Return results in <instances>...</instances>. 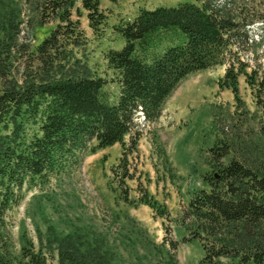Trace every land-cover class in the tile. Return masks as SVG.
I'll return each instance as SVG.
<instances>
[{
  "label": "trees",
  "instance_id": "trees-1",
  "mask_svg": "<svg viewBox=\"0 0 264 264\" xmlns=\"http://www.w3.org/2000/svg\"><path fill=\"white\" fill-rule=\"evenodd\" d=\"M23 4L31 11L25 23L0 0V264H127L101 238L84 233H49L44 245L40 241L36 248L26 240L15 253L8 232V213L24 186L65 175L79 167L85 153L115 145L120 157L107 183L114 201L145 205L166 233L172 222L185 232L177 240L164 236L155 247V264H178L174 253L192 242L201 249L196 264H264V147L239 149L216 140L205 152L209 170L201 175L202 187L188 194L174 220L148 194L131 163L137 116L146 124L158 121L167 99L191 74L225 67L217 85L236 101L243 77L264 116V70L240 58L253 43L250 28L264 25V0H193L139 9L113 28L120 46L103 53L114 95L84 60L87 39L80 18L84 14L92 35H100L107 19L100 0ZM50 24L32 46L34 30ZM133 181L135 200L127 185Z\"/></svg>",
  "mask_w": 264,
  "mask_h": 264
},
{
  "label": "rangeland",
  "instance_id": "rangeland-1",
  "mask_svg": "<svg viewBox=\"0 0 264 264\" xmlns=\"http://www.w3.org/2000/svg\"><path fill=\"white\" fill-rule=\"evenodd\" d=\"M2 1L18 12L21 23L31 17L23 0ZM184 2L193 0H100L107 19L98 36L92 35L82 15L80 26L87 39L84 60L95 76L105 79V90L110 95L116 93L117 87L103 53L120 46L113 28L132 19L139 9L174 7ZM53 25L36 28L29 39L31 45H36ZM249 36L253 43L248 51L240 53V58L263 71L264 25L255 24ZM224 71L225 67L218 66L189 75L167 99L158 121L146 124L142 116L135 120L139 139L137 155L132 156L131 163L148 194L165 205L173 220L179 217L188 194L202 187L201 175L209 170L205 152L216 140L226 139L239 149L264 147V116L256 108L250 89L239 77L236 101L230 90L217 85ZM127 140L125 137L124 142ZM120 151V146L115 145L87 152L78 168L44 184L24 186L20 202L8 213V232L15 253L26 240L38 248L40 241L45 244L49 233L64 236L79 232L101 238L127 264H155L159 258L155 247L164 236L167 240L183 237L185 232L176 222L169 224L170 234L166 233L149 207L114 201L107 183ZM134 183L127 184L133 200ZM162 254L164 249L160 248ZM174 256L178 264H196L201 249L197 242L182 244Z\"/></svg>",
  "mask_w": 264,
  "mask_h": 264
}]
</instances>
